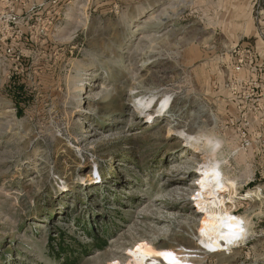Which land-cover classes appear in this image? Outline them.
Returning <instances> with one entry per match:
<instances>
[{"label":"rangeland","instance_id":"1","mask_svg":"<svg viewBox=\"0 0 264 264\" xmlns=\"http://www.w3.org/2000/svg\"><path fill=\"white\" fill-rule=\"evenodd\" d=\"M255 2L0 0V264H133L140 243L264 264V78L237 69L264 38ZM152 95L172 102L148 119ZM181 129L223 140L245 245L200 241Z\"/></svg>","mask_w":264,"mask_h":264},{"label":"bare ground","instance_id":"2","mask_svg":"<svg viewBox=\"0 0 264 264\" xmlns=\"http://www.w3.org/2000/svg\"><path fill=\"white\" fill-rule=\"evenodd\" d=\"M154 100H156L155 95L149 98H135L136 105L147 113L148 119L155 117V112L158 113L157 115L166 113L172 102L170 96L164 97L161 99L160 108L156 106L153 112L150 109L152 104L157 102ZM180 134L184 138L185 146L203 153L204 158L198 171L197 184L200 186L197 190L195 204L197 211L203 212L199 224L200 241L209 252H226L245 245L250 235L246 221L235 215L228 206L230 201L237 198L238 186L233 178L224 173L222 167L223 162L219 155L223 140L205 134H191L186 129H181ZM187 252L190 251L176 246L156 248L149 243H140L129 253L133 264H157L160 260L163 264H184L190 261L186 258Z\"/></svg>","mask_w":264,"mask_h":264},{"label":"crops","instance_id":"3","mask_svg":"<svg viewBox=\"0 0 264 264\" xmlns=\"http://www.w3.org/2000/svg\"><path fill=\"white\" fill-rule=\"evenodd\" d=\"M261 0H256L255 3L260 2ZM246 43V42H244ZM247 46L252 47L255 53L254 62L251 61L249 65L243 66L240 70L239 75L243 77L246 74L256 75L260 71V77L264 78V38L255 40V45L251 42L246 43Z\"/></svg>","mask_w":264,"mask_h":264},{"label":"built area","instance_id":"4","mask_svg":"<svg viewBox=\"0 0 264 264\" xmlns=\"http://www.w3.org/2000/svg\"><path fill=\"white\" fill-rule=\"evenodd\" d=\"M264 1V0H263ZM16 20V18H13V21H11L10 22V24H16L17 23V21H15ZM237 69L238 70H241V68L240 67H237ZM259 105V104H258Z\"/></svg>","mask_w":264,"mask_h":264}]
</instances>
